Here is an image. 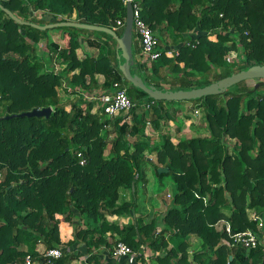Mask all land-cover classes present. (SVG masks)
Returning a JSON list of instances; mask_svg holds the SVG:
<instances>
[{
	"label": "trees",
	"instance_id": "16d2710c",
	"mask_svg": "<svg viewBox=\"0 0 264 264\" xmlns=\"http://www.w3.org/2000/svg\"><path fill=\"white\" fill-rule=\"evenodd\" d=\"M125 2L3 0L1 5L41 26L75 21L115 28L126 19ZM133 2L159 39L160 58L151 68L138 69L136 62L132 68L147 85L191 90L264 66V0ZM32 11H47L50 18H34ZM56 30L62 32V48L50 42L49 30L17 24L0 10V264L38 259L40 246L63 251L56 264H83L85 259L84 264H116L111 253L119 242L139 254L135 264H264L261 250L231 249L223 243L227 235L215 227L225 220L234 233L254 230L247 211L264 213V81L252 87L244 81L234 91L191 101L209 135L184 138L177 126L172 136L163 133L170 123L177 124L174 109V117L169 114L172 102L155 101L125 80L113 37L72 27ZM42 41L47 71L30 63ZM84 43L99 53L80 58L77 51ZM232 53L237 57L231 60ZM55 55L64 66L58 73L51 65ZM115 83L137 107L108 118L110 102L98 99L113 95ZM63 84L76 96L66 103L58 92ZM101 90L98 99L86 98ZM46 108L53 109L48 118L5 119ZM184 119L189 122L191 116ZM157 138L159 146H151ZM148 151L157 153V163L146 156ZM149 166L160 185L171 177L175 188L166 212L146 222L135 215ZM159 168L169 173L159 174ZM122 188L132 192L130 202L119 203ZM132 214L126 226L109 220ZM193 238L201 242L198 250ZM148 254L152 262L147 263Z\"/></svg>",
	"mask_w": 264,
	"mask_h": 264
},
{
	"label": "built area",
	"instance_id": "2783aa9c",
	"mask_svg": "<svg viewBox=\"0 0 264 264\" xmlns=\"http://www.w3.org/2000/svg\"><path fill=\"white\" fill-rule=\"evenodd\" d=\"M2 1L3 0H0V4H2ZM130 1L134 12V40L139 44L141 49L138 57L137 55H134L135 62L138 58L137 61L140 66L151 68L152 64L160 58L159 39L156 36L155 32L142 19L138 4H134L133 0ZM128 2L129 1L126 0L125 4L127 5ZM32 17L40 20H49L50 14L47 11H32ZM125 25L126 19L120 20L117 22V25L114 29L117 31L120 28H125ZM59 46L60 48H62V44H59ZM232 56H234L233 59L237 57L235 53H232L229 58L231 59ZM60 70H63V68L60 69L56 66L54 71L55 73H58ZM114 90L115 93L113 95H106L101 98L102 102H110L105 108L106 115L109 118L115 117L117 113L127 115L137 107V103H135L127 95L126 89L120 88L119 83L114 84ZM97 95L98 93H95L92 96H86V98L89 100H96L98 99ZM150 105L151 104H146L144 108L149 109ZM129 120L130 118L128 119V121ZM80 156H82V154H80ZM85 162V160H82V165H84ZM197 197L199 196L197 195ZM204 202L205 204H207L206 199L204 200ZM247 215L249 221L256 225V228L254 230L248 229L243 232L234 233L232 231L231 224L225 220L217 223L215 227L218 231L223 232L227 235L228 238H225L223 243L229 248H243L248 252L252 250H261L264 257V213L258 212L254 209H250L247 211ZM144 251L145 249L142 247L141 253H144ZM38 253V259H34L32 256H27L25 264H56V261L60 260L63 257V251L59 248L45 249L43 251L38 250ZM111 255L112 259L115 260L117 264H121L122 261L126 262L125 264H134L132 258L138 256L139 254L135 253L132 248H130L125 243L119 242L114 246ZM150 255L151 254L145 255L147 263L151 260ZM85 261L86 259L84 260V262Z\"/></svg>",
	"mask_w": 264,
	"mask_h": 264
},
{
	"label": "water",
	"instance_id": "95a60500",
	"mask_svg": "<svg viewBox=\"0 0 264 264\" xmlns=\"http://www.w3.org/2000/svg\"><path fill=\"white\" fill-rule=\"evenodd\" d=\"M127 3V14H126V25L122 35H119L114 28H106L101 26H93L88 24H81L75 21L67 22H58L54 24H48L41 26L32 22H24L22 19L18 18L10 10L6 9L3 5L0 4V10L3 11L9 18L15 21L17 24L30 26L32 28L42 30V31H52L58 28L72 27L82 30L102 32L110 35L118 44V50L120 54L118 55L119 60V69L123 74L125 80L130 82L134 87L144 91L149 98L155 101H166V102H176V101H194L201 99L206 96L213 95H222L227 90L233 86L249 80H258L264 81V66H254L248 70H243L239 73L233 74L227 78H224L216 83H213L209 86L202 88H193L191 90L181 89L178 91L158 89L154 85H147L141 76L138 74H133L132 68L135 65V56H134V12L131 1L128 0ZM52 108L46 109H35L30 112H24L18 115L8 116L5 119H14V118H34V117H50L52 114ZM159 174H168L169 169L159 168ZM159 231L161 229L159 228ZM232 259V257H231Z\"/></svg>",
	"mask_w": 264,
	"mask_h": 264
},
{
	"label": "rangeland",
	"instance_id": "374dc122",
	"mask_svg": "<svg viewBox=\"0 0 264 264\" xmlns=\"http://www.w3.org/2000/svg\"><path fill=\"white\" fill-rule=\"evenodd\" d=\"M52 31H50V34H51L52 38L54 39V37H56V31H58V30H52ZM165 41L167 42L169 48H171V47L173 48V46H174L173 42L174 41L172 38L167 37L165 39ZM56 42H58L59 44H62L60 38L58 40H56ZM176 42H178L177 39L175 40V43ZM136 44L137 43L134 40V43H133L134 49L136 47ZM180 45H182V43ZM44 49H45V44L39 43L36 46V51L31 52V54H30V63L31 64H39V65L42 64L44 67V71H47L46 69H49V68L47 67L46 64H44V60H43L44 58L42 56V53H43L42 51ZM98 53L99 52H96L95 54H98ZM78 54L82 58L84 57L83 53L79 52ZM233 58H234V56L231 57V59H233ZM56 60H57V57L55 55L54 61L51 64L54 66V70H55L56 66L59 67L60 69H62L63 65L57 64ZM51 65H50V67H51ZM247 82L250 85V87H252L254 84H256L258 82V80H249ZM230 90L234 91V90H236V88L235 87L230 88ZM58 92L60 95L61 87L58 88ZM60 98H61V96H60ZM70 99H71L70 96L63 97V95L61 98V100H63L64 102H66ZM98 100H99V102H102V101H100L101 99H98ZM180 102H182L183 104H192L191 101L172 102V105H170L168 107L170 109L169 114L172 116V118L174 117L173 106H174V104L177 105ZM168 103L171 104V102H168ZM97 109H98V106H96L93 109V112H96ZM185 109H186L185 110L186 113H183V114L190 115L193 122L190 121V123H189L190 125H187L183 116L181 118L175 117L177 124L170 123L168 126H166L165 129H163L164 130L163 133H170V134H172V136H175L176 135V133H175L176 126H181L183 130H185L187 128V131L184 132V134H183L184 138L207 137L209 134H208L207 130L205 128H203V126H202V125H204L203 124L204 118L201 115V112L197 111L196 109L191 110V108L189 109L188 107ZM175 110L176 109H174V111ZM107 130H108V132H110V134L108 135V138H109V142H111L113 140V137H114L113 129L110 127V128H107ZM148 130H152V129L149 128ZM131 140H133V139H131ZM159 141H160V138L154 139L153 142L151 143V146H159ZM232 143H234V141L228 142V146L231 147L232 145H230V144H232ZM108 154H109V149H107V151H106V155H108ZM155 154L157 156V153L153 154L152 152L148 151L146 153V156L148 158H150L151 160H154L157 163V159L155 157ZM147 178H148L147 179L148 180L147 185L141 184L139 186L138 202H137L138 211H137V214L135 216L136 217L138 216V218H143L144 220H146V222H151V220L153 218H155V217L159 218L166 212L167 206L169 205V203H171V200H172V193L174 191L175 184H174L171 177H167L163 180L164 186L159 185V182H157V180H156L155 168L150 167V166L147 168ZM121 193L124 195H123V197L120 195L122 198L120 200V204H123L124 202H130L132 200V198H133L132 192L129 189H128V191L122 190ZM133 216H134V214H132L130 217L124 218L122 220H121V218L113 219L110 217L109 220L111 219L113 221H119L121 226H126L127 224L132 223V220L134 218ZM168 238L170 239L169 236H168ZM192 242L195 246V249L198 250L201 246V242L199 240H197L196 238H193ZM169 243H170V246L174 247L175 244L172 241V239L169 240ZM38 250L43 251V250H45V248L43 246H40ZM191 252H193V250ZM136 257L137 256L132 258V260L134 261V264L136 263V261H135ZM78 264H81V263H78ZM83 264H84V262H83Z\"/></svg>",
	"mask_w": 264,
	"mask_h": 264
},
{
	"label": "crops",
	"instance_id": "0c3cea01",
	"mask_svg": "<svg viewBox=\"0 0 264 264\" xmlns=\"http://www.w3.org/2000/svg\"><path fill=\"white\" fill-rule=\"evenodd\" d=\"M76 19V14H74V16H73V20H75ZM53 32V31H52ZM51 32V33H52ZM49 36H50V42L51 43H53V45H56V44H59L58 42H56V40H58L59 38H60V40H61V42H62V39H61V36H62V32L61 31H56V37H54V39L52 38V36H51V34H50V32H49ZM92 40V39H91ZM41 43H44L45 44V46H46V41H42ZM62 44H63V42H62ZM118 49V48H117ZM117 49H116V51H117ZM136 50V51H135ZM44 51H45V49L42 51L43 53H44ZM134 51H135V56L137 55V57L139 56V54H140V51H141V49H140V46H139V44L137 43L136 44V47H135V49H134ZM79 52H81V53H83V56H86V54H93V55H97V54H95L96 52H98V50L97 49H93V48H90L86 43H84V47H83V49H81V50H78L77 51V53H79ZM42 53V54H43ZM117 54H118V52H117ZM78 56H79V54H78ZM80 58H82L81 56H79ZM138 59V58H137ZM137 59H136V62L138 63V61H137ZM44 60V59H43ZM137 67H138V69H139V64L137 65ZM63 69H64V66H63ZM98 80H99V82H100V84H103L104 83V76H102V75H99L98 77ZM65 84H63L62 86H64ZM98 94H100V93H103V91L101 90V91H99V92H97ZM62 95H63V97H67V96H70V100H68V101H71V100H73L76 96H74V95H71L70 93H68L67 91H65V88L64 87H61V93H60V96H61V98H62ZM62 101V103H66V102H68V101H66V102H64L63 100H61ZM191 108V110H194V108H195V106H193L192 104H175L174 106H173V108L174 109H176L175 110V113H176V116L175 117H182L183 116V118H185V114H183V113H186L185 112V108ZM188 109V110H189ZM196 109V108H195ZM197 110V109H196ZM178 120V119H177ZM185 120V119H184ZM190 121H192L193 122V120L191 119ZM190 121L189 122H187V121H185L186 123H187V125H190L189 123H190ZM176 128H177V126H176ZM176 128H175V133L177 134V132H176ZM182 128V127H181ZM187 129V128H186ZM185 129V130H186ZM182 130V135L184 134V131L185 130H183V129H181ZM172 135V134H171ZM154 154V153H153ZM155 157H156V159H157V156H156V154H155ZM150 159V158H149ZM151 160V159H150ZM151 161H153V162H155L154 160H151ZM156 163V162H155ZM156 180H157V182H158V179L156 178ZM160 185V184H159ZM164 186V185H163ZM122 190H126V191H128V189H125V188H122L121 190H120V195L123 197V195L124 194H122L121 193V191ZM122 198H120V200H121ZM119 203H120V201H119ZM138 217V216H137ZM111 218H113V219H115V218H120V217H111ZM122 219H124V218H121V220ZM110 221L112 222L113 220H111L110 219ZM82 249H83V245L82 244H79L78 246H77V251H82ZM104 256V255H103ZM110 256V255H109ZM106 257L104 256V259H105ZM111 258V257H110ZM111 260H113V259H111ZM116 264H117V262L115 261V260H113ZM126 262H124V261H122V263L121 264H125Z\"/></svg>",
	"mask_w": 264,
	"mask_h": 264
},
{
	"label": "flooded vegetation",
	"instance_id": "af4514ba",
	"mask_svg": "<svg viewBox=\"0 0 264 264\" xmlns=\"http://www.w3.org/2000/svg\"><path fill=\"white\" fill-rule=\"evenodd\" d=\"M258 82H260V81H258Z\"/></svg>",
	"mask_w": 264,
	"mask_h": 264
}]
</instances>
